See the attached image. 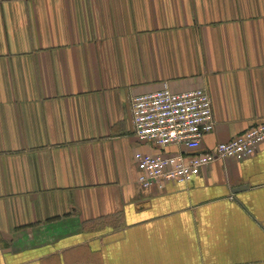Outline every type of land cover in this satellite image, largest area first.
<instances>
[{"label": "crops", "instance_id": "obj_1", "mask_svg": "<svg viewBox=\"0 0 264 264\" xmlns=\"http://www.w3.org/2000/svg\"><path fill=\"white\" fill-rule=\"evenodd\" d=\"M164 85L208 90L200 150L264 122V0H0V264H264V143L138 182Z\"/></svg>", "mask_w": 264, "mask_h": 264}, {"label": "built area", "instance_id": "obj_2", "mask_svg": "<svg viewBox=\"0 0 264 264\" xmlns=\"http://www.w3.org/2000/svg\"><path fill=\"white\" fill-rule=\"evenodd\" d=\"M130 107L134 135L161 149L134 155L138 182L144 187L162 188L165 183L190 181L201 167L226 158L241 161L254 155L264 143L262 122L211 149L200 150L203 136L214 129L215 123L211 98L203 87L173 92L164 85L135 95ZM169 147L179 150L168 152Z\"/></svg>", "mask_w": 264, "mask_h": 264}]
</instances>
